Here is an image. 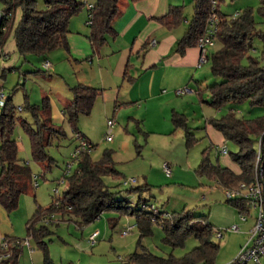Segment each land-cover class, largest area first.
<instances>
[{"label": "rangeland", "instance_id": "obj_1", "mask_svg": "<svg viewBox=\"0 0 264 264\" xmlns=\"http://www.w3.org/2000/svg\"><path fill=\"white\" fill-rule=\"evenodd\" d=\"M80 1H86L88 4L72 17L70 29L71 33L86 37L89 33V27L85 23L88 6L96 0ZM38 3L40 8L45 6L44 0H39ZM4 6L5 2L0 0V10ZM246 9H252L256 27L264 34L262 0H221L220 3L222 14L228 18L238 12L243 13ZM184 12L185 16L191 19L194 13L193 4L185 6ZM19 16L20 11L17 12L15 20ZM5 44L9 59L0 56V93L3 90L5 100L12 96L11 103L15 106L16 125L12 138L18 143L19 160L14 162L13 168L15 167L17 188L21 192L18 207L12 212L8 213L0 203V232L21 240L22 244L18 246L19 264H44V252L39 240L28 232L27 223L39 206L48 208L67 188V182L62 181L63 176L74 172L76 159H73L72 155L82 140L63 116L64 104L73 96L71 86L79 82L93 85L98 81L88 83L89 75L95 79L99 73L95 72L97 69L92 72L89 64L71 57L64 48H58L47 55L52 62L54 61L49 58L50 55L61 60L54 71L45 66L43 57L29 54L28 59L24 60L12 36H9ZM217 49L219 45L216 44L213 50ZM263 49L264 39L255 35L253 48L249 54L260 57ZM104 58L106 59V56ZM4 61L6 65H3ZM244 63H247V60H244ZM211 66L212 61L208 60L202 66L205 77L198 83L192 81V87H188L191 91L199 88L200 94H196L191 103H182V107H179L182 108V112H179L185 114L188 125L195 135L190 145L187 143L185 130L174 125L172 115L170 122H166L163 105L157 104L155 108H150L146 121L144 117L146 109L139 106L109 104L110 108L106 110L107 98L102 93L98 96L92 112L80 116L78 129L97 145L92 150V157L95 160L100 158L105 148L115 150L117 168L121 175H108L104 179L116 192L118 200L126 198L128 204L134 208L147 205L148 211L156 209L161 212L162 221L172 213L182 210H191L193 214L199 215L200 219L205 217L217 231L213 236V240L220 244L216 257L217 264H229L248 241L257 211L251 210L249 214L246 213L247 221H242L239 209L228 202L226 189L215 179L197 172L205 150L213 163L237 168L231 152H238L239 145L232 140L223 139L215 128L212 129L208 118H221L231 109H234L239 117L256 118L264 114V107L251 106L248 102L239 105L230 102L216 108L201 101L210 99L207 86L222 80L221 77L213 75ZM104 74L106 80H109V72L106 69ZM189 95L190 93L186 92L179 97L184 100ZM45 96H49L51 106L53 103L57 104V110L50 109L45 113L43 108ZM28 102L39 106L37 117L40 120L48 116L53 123L55 115L63 118L55 125L62 127L66 135L61 138L53 137L47 148L50 156L56 160L51 168L33 158L30 136L21 123L26 119L34 127L38 126ZM202 108L205 109V117ZM1 112L0 103V116ZM108 118L115 121L111 141L106 138L109 131ZM222 139L224 143L221 144ZM223 144L228 147V154L220 152ZM71 162L74 163V167L68 171V163ZM165 163L170 166V174H167L164 168ZM36 180L39 182L38 187L35 186ZM236 224L241 227L239 231L232 230V226ZM36 225L38 228L47 226L48 232L40 239L48 244L51 258L58 264H133L129 257L135 251L147 249L159 256L167 257L173 254L181 257L200 244L195 236H190L184 245H171L165 240L166 233L160 223H153V233L142 237L136 216L122 213L117 209L106 210L98 219L88 224H82L81 218L72 212L56 211L47 214L45 219ZM130 226L131 231L124 234ZM95 231H99V235L96 242L91 243L89 237ZM219 231L222 232V236H219ZM247 264L255 263L249 261Z\"/></svg>", "mask_w": 264, "mask_h": 264}, {"label": "trees", "instance_id": "obj_2", "mask_svg": "<svg viewBox=\"0 0 264 264\" xmlns=\"http://www.w3.org/2000/svg\"><path fill=\"white\" fill-rule=\"evenodd\" d=\"M5 6L1 11H12L11 17L0 14V43L5 45L9 36L13 37L18 52L24 60L29 54L43 57L64 48L71 53L69 35L70 22L74 15L88 4L80 0H44L45 6L39 7V0H3ZM137 2L140 0H130ZM220 29L216 44L219 49L211 50L208 60L212 61L211 70L221 81L207 86L210 99H202L207 104L221 108L226 103L236 105L248 102L251 106L264 107V49L260 57L251 56L253 39L264 34L256 27V20L252 9H246L237 17L228 18L220 10ZM123 0H96L93 7L88 6L91 14L90 32L87 38L94 53L100 52L109 37H117L115 21L122 12ZM264 3V0H262ZM194 14L188 28L177 43V51L184 53L187 48L197 46L198 39L206 30L207 20L211 11L210 0H192ZM184 5H172L168 12L158 20L172 29L179 26L185 19ZM20 16L15 20L17 12ZM6 27L3 30V27ZM247 60V63H244ZM50 67V66H49ZM49 67H47L49 69ZM128 76V71L125 72ZM72 98L66 100L63 108L64 117L76 130L78 138L84 139L90 145L89 150L82 151L76 159V168L71 174H64L67 188L63 195L48 208L39 206L27 223L28 232L35 236L44 252V264H58L50 256L48 244L40 238L48 232L47 226L37 227V223L44 220L47 214L56 211L72 212L81 218L82 224H88L98 219L106 210L117 209L122 213L135 215L140 235L148 236L153 233V223L162 224L166 233L165 240L173 246H181L190 236H195L200 244L181 257L173 254L159 256L147 249L135 251L129 257L133 264H217L216 257L220 244L213 240L216 228L205 217L200 219L191 210L172 213L162 221L161 212L153 209L134 208L128 204L126 198L118 200L116 192L105 181L108 175L120 176L117 168L115 150L105 148L99 159L92 157V150L97 146L78 129V120L82 114L89 115L102 89L85 83L71 86ZM12 96L7 97L0 116V203L12 212L18 207L20 189L17 188L13 171L14 162L19 160L18 143L12 138L16 121L15 106L11 103ZM34 112L37 127L28 120L21 121L23 128L29 134L33 158L47 168H51L56 160L48 153V145L53 137L61 138L66 135L62 127L51 123L49 118L40 120L37 117L38 105L28 102ZM45 113L51 108L49 96L43 98ZM172 121L176 127L183 128L187 143L192 144L195 135L188 125L184 113L174 110ZM208 122L225 139L232 140L239 145L238 152H231L232 160L238 170L216 164L211 161L206 150L197 169L201 175L215 179L224 189H234L241 183L251 184L256 181L257 166L264 172V114L256 118L239 117L231 109L221 118L210 117ZM78 147V146H77ZM38 176V175H37ZM264 180V179H263ZM125 201V203H124ZM228 202L239 209L240 214H248L251 204L241 197L228 199ZM53 216V215H52ZM51 217V216H50ZM219 233H222L219 231ZM7 240L20 241L9 235ZM12 258L2 264H19L20 250L12 248ZM231 263V262H230Z\"/></svg>", "mask_w": 264, "mask_h": 264}, {"label": "crops", "instance_id": "obj_3", "mask_svg": "<svg viewBox=\"0 0 264 264\" xmlns=\"http://www.w3.org/2000/svg\"><path fill=\"white\" fill-rule=\"evenodd\" d=\"M189 4H192V0H140L137 2L123 0L122 12L115 21L118 35L115 38L109 37L107 43L97 53L93 52L87 36L76 33L69 35L71 49L69 55L80 62L89 64L92 72L97 69L95 72L99 73V75L96 74L95 79L88 74L90 79L88 83L98 81L93 85L102 89V95L106 96V110L111 104L127 107L139 106L146 109L144 117L147 121L150 108H155L159 104L163 105L162 110L165 112V120L168 123L174 110L181 111L182 108L179 107H182V103H191L196 94H200L199 88L194 87L184 100L180 99L181 95L174 93L175 90L184 86L192 87V81L198 83L201 78L205 77L202 66H198L200 51L197 46L187 48L184 53L176 49L179 39L185 34L192 18L186 17L179 26L172 29L158 20L168 12L172 5L187 6ZM89 16L88 9L85 23L90 32ZM154 40H156L155 43H153ZM7 53L6 58L9 59V52ZM49 58L54 61L47 58L50 62L49 70H57L61 60H57L53 55ZM3 65H6L5 61ZM105 69L109 72V80H106ZM126 71H128V76L125 75ZM52 106L50 109H58L56 103ZM202 110L205 117V109L202 108ZM49 119L51 121V118ZM62 120V117L55 115L53 124ZM211 127L215 130L212 125ZM219 133L224 139L222 133ZM222 143L224 140L221 141ZM14 169L15 167L13 171ZM234 170L237 171L238 166ZM14 175H16L15 171ZM4 235L0 232V239Z\"/></svg>", "mask_w": 264, "mask_h": 264}, {"label": "built area", "instance_id": "obj_4", "mask_svg": "<svg viewBox=\"0 0 264 264\" xmlns=\"http://www.w3.org/2000/svg\"><path fill=\"white\" fill-rule=\"evenodd\" d=\"M219 0H210V6L211 11L207 20L206 30L203 35H201L197 42V47L200 51V58L198 66L201 67L208 61V54L210 51L216 46L217 41V35L220 29L221 24V16L218 12L219 9ZM90 7H93V4H89ZM0 14L5 15L6 17H11L13 15L12 11L4 12L0 10ZM240 13H236L234 17L239 16ZM88 23H91V14L89 16ZM3 30L6 29L4 26L2 28ZM156 40L153 41L155 43ZM0 56H7V52L5 49V46L0 43ZM46 67L50 66V62L45 63ZM191 89H189L187 86L182 87L180 89L176 90V94L182 95L186 92H190ZM0 103L3 106L5 103V94L4 92L0 93ZM108 135L107 140L111 141L113 140L112 131L115 127V121L113 119L108 120ZM82 143L76 148L75 152L73 153L72 157L73 159H77L79 154L82 151H87L90 148V145L85 141L84 139H81ZM220 152L222 154H228L229 149L226 146V144L221 145ZM74 163H68V171H70L74 166ZM164 168L166 169L167 174H170V166L168 163L164 164ZM37 178V176H36ZM264 172L259 165L257 166V172H256V181L247 184V183H241L239 187L237 188H230L226 189V195L228 199L241 197L243 199H246L251 204V209L249 210V213L251 210H256L257 214L255 217V223L253 228L250 231V237L248 241L242 246L240 253L238 256L229 264H247L249 261H253L255 264H264ZM64 181V179L62 180ZM35 186H39L38 180L35 181ZM56 192H58V188L56 189ZM248 213V214H249ZM241 220L247 221L246 214H241ZM240 225L236 224L232 226V230L239 231ZM132 229V226H130L127 230L124 231V234H128ZM99 235V231H95L90 235L89 241L91 243L96 242V238ZM222 233H219V236H222ZM28 242V241H27ZM21 240L18 241H9L4 236L0 239V264H2L4 261L9 260L12 258V248L18 247L21 245Z\"/></svg>", "mask_w": 264, "mask_h": 264}]
</instances>
